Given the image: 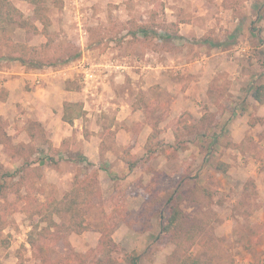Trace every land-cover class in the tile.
I'll list each match as a JSON object with an SVG mask.
<instances>
[{
  "label": "rangeland",
  "instance_id": "1",
  "mask_svg": "<svg viewBox=\"0 0 264 264\" xmlns=\"http://www.w3.org/2000/svg\"><path fill=\"white\" fill-rule=\"evenodd\" d=\"M116 1L120 0L44 1L51 19L48 31L52 38L50 53L55 67L71 63L73 60L70 59L65 65H60L76 52L81 54V58L88 50L100 46L134 43L139 47L141 57L149 60L152 55L147 54L148 48L192 47L202 40L189 34L187 39L173 41V38L180 37V24L179 21L168 20L169 11H165L162 0ZM16 4L26 18H31L40 29L43 28L34 16L33 3L16 0ZM234 4L230 2L229 8L233 6L240 16L238 24L246 22L251 25L258 31V42L264 43V3L259 9L253 7L251 10V16H256L258 12L262 14V19L257 16L250 20L241 18L249 10L244 12L243 5ZM189 13L191 12L181 16L182 21H190L186 18ZM225 30L232 31L229 28ZM13 31L14 40L23 39L22 33L34 34L19 26L13 27ZM168 32H171L172 38H166ZM39 37L46 39L42 33ZM234 41H237V37ZM248 45L251 43H236L231 50V57L235 59L245 56L251 48ZM5 51V47H0V60L4 59L2 56ZM253 53H258L257 49ZM258 70L264 73V62L258 65ZM78 73L82 78L78 85L84 87L85 73ZM189 81L191 80L187 79L186 84ZM210 88L217 90L210 96L212 99H215L214 96L220 98L219 106L217 99L216 105H206L205 112L201 115L186 111L179 118L169 120L167 125L174 123L177 127V137L175 136L172 146L165 148L166 137L163 133L159 137L163 144L157 143L159 138L151 140V151H147V156L142 158L145 159L144 163L151 161L152 166L149 167L154 181L143 190L146 198L145 208L141 213L133 214L128 209L133 198L126 197V194L135 190L133 180L127 181L125 185L115 183L116 192L107 198L99 184L101 196L88 206L86 214V223L90 229L82 233H67L65 225H68L70 216L63 214L61 217L55 216V220L64 225L63 230H44L46 223L40 220L42 205L49 197L63 198L65 188L59 190L52 182H44L42 166L25 165L22 173L30 171V178L35 185L31 187L29 201L21 200L14 206L5 204L6 207L3 204L0 209V220L6 222V227L0 232V256L5 254L11 258H0V264H103L104 261H110L111 264H131L129 255L137 257L138 264H192L193 260L198 259H203L207 264H264V131L260 132V136L255 135L259 139L254 134L243 133V139L236 142L226 128L229 112L233 111L234 106L227 100L225 87L222 85L220 88ZM244 111L242 109L241 114ZM219 114L226 116L222 118ZM250 115L251 125L262 122V116ZM152 117L157 125L166 120L164 113L153 112ZM34 130L40 135L39 140L50 142V134L44 127H36ZM83 134L81 129L79 132L75 131L70 137L72 140H66L65 144L69 147L72 144L73 149H77ZM110 134L107 135L109 142L113 139ZM29 147L32 151L35 150L32 144ZM1 149L0 159L8 169L10 160L5 159ZM124 152L130 154L127 150ZM163 154L167 155L170 166L167 171L156 168L161 166L159 157ZM71 156L76 158V165L72 167L74 175L80 173L84 177L86 173H94L96 170L90 162L82 160L84 155L81 150H74ZM20 167L19 164L16 169H12L15 171ZM36 169L43 177L37 174ZM254 176H259V179ZM18 178L19 175L13 181ZM26 185H23L22 192ZM171 195H174L181 209L189 216L179 231L173 233L177 243L172 240L171 234L157 238V232L154 241L144 248L138 247L128 237L131 230H127L122 236V240H127L128 245L114 242L113 235L121 222L129 224L135 232H145L151 227L152 218H160V210L167 214L166 199ZM11 197L12 200L16 198L15 194ZM107 202L116 205L111 213L105 210ZM105 224L112 228V242L110 257L102 261L98 243L100 229ZM138 224L145 228L142 229ZM40 231L45 233L43 237L37 236ZM30 234L37 236L36 250L29 243ZM85 240L87 244L84 243ZM8 249L10 250L6 254ZM137 249L138 253H135ZM248 254H251L250 259L245 260ZM238 256L242 260L237 261ZM155 257H161V260L155 262Z\"/></svg>",
  "mask_w": 264,
  "mask_h": 264
},
{
  "label": "crops",
  "instance_id": "2",
  "mask_svg": "<svg viewBox=\"0 0 264 264\" xmlns=\"http://www.w3.org/2000/svg\"><path fill=\"white\" fill-rule=\"evenodd\" d=\"M162 1L165 11H169L168 20L180 24V37L173 38V41L187 39L193 34L202 39L200 43L192 47L148 48L147 54L152 55L149 60L141 57V51L134 43L92 48L83 57L90 65L84 76V87L78 85L82 82L78 73L83 72L82 69L62 73L58 69L63 66L30 68L18 60H0V116L7 121V132L14 143L35 146L29 155L31 165L43 167L44 182H52L59 190L64 187L62 196L73 188L72 167L76 165V158L71 155L74 150H81L82 160L90 162L98 171L104 197L116 192L115 183L125 185L133 180L135 190L126 194V197L133 198L128 209L133 214L141 213L146 198L143 190L154 181L149 167L151 161L144 163L142 158L147 156L146 144L153 131L150 124L153 112L164 113L166 117L158 127L166 137L165 148L170 147L175 136L172 126L167 125L169 120L179 118L186 111L201 115L206 105L215 106L217 99L219 106L220 98L210 96L217 91L211 86L220 88L223 85L227 100L234 106L226 127L230 137L240 142L245 134L260 136L264 131V102H258L251 95L252 86L264 84V73L258 70V65L264 62V43L258 42V31L251 25L246 22L238 24L240 16L233 6L229 8L230 2H234L243 5L244 12L249 10L241 17L244 20L257 16L262 19L258 12L251 16V10L253 7L259 9L264 0ZM13 2L17 6L16 0ZM187 12H191L186 16L190 21H182L181 16ZM226 28L232 31H226ZM22 34L23 39L15 40L35 46L47 41L44 34L46 39L39 37L41 33ZM167 34L166 38H172L171 32ZM236 37L241 45L251 43L248 45L251 48L245 56L233 59L231 50L238 43L234 41ZM254 49L258 53L254 54ZM187 79L191 80L188 84ZM242 109L245 111L241 114ZM251 113L262 116V122L251 125ZM32 121L40 123L49 132L50 142L32 138L29 132ZM79 129L84 131L83 139L78 142L77 149H73L72 144L69 147L65 143L72 140L70 137ZM110 133L113 135L111 142L107 138ZM258 136L255 137L259 139ZM126 150L138 158L133 168L120 156ZM158 153L159 150L156 155ZM4 155L10 160L8 169L11 171L25 162L24 158L14 160L6 153ZM163 155L159 157L161 166L156 168L167 171L170 166L167 155ZM254 177L259 179V176ZM115 206L113 202H107L105 210L111 213ZM160 220L152 218L151 227L145 232H135L129 224L121 222L113 235L114 242L128 245L122 236L131 230L128 234L133 239L131 243L144 248L154 241L157 232V238L160 237ZM138 226L145 228L141 224ZM84 243L88 242L85 240ZM249 255L245 260L250 259ZM0 258L11 259L5 254ZM160 260L161 257L154 259L155 262ZM238 260H242L241 256Z\"/></svg>",
  "mask_w": 264,
  "mask_h": 264
},
{
  "label": "trees",
  "instance_id": "3",
  "mask_svg": "<svg viewBox=\"0 0 264 264\" xmlns=\"http://www.w3.org/2000/svg\"><path fill=\"white\" fill-rule=\"evenodd\" d=\"M34 4V16L43 25L40 27L31 18H26L23 11L15 5L13 0H0V47H5V55L2 58L7 60H18L23 65L30 68H40L43 66H56L53 62V56L50 53V42L52 41L51 34L48 31V26L51 24V19L48 11V7L45 5V0H27ZM19 26L24 28L27 32L34 34L42 33L47 37V41L39 46L29 45L24 42H17L13 39V27ZM144 31V28L143 30ZM80 53L76 52L73 55L68 56V59L64 60L60 65H65L67 62L80 57ZM252 97L260 103L264 102V84L259 83L251 87ZM150 124L153 127V131L149 136L146 144L147 151H151L150 142L154 138H159L162 129L158 125L151 121ZM40 123L32 121L30 123L29 132L33 139H38L40 136L37 131L34 130L36 127H41ZM7 121L0 116V145H3L2 151L14 160H21L24 158V163L21 167L15 171L6 169L0 159V209L5 204L16 205L21 200L29 201V194H31V187L35 184L30 178V171L23 172L24 166L31 165L29 155L33 153L31 148L24 143H14L12 137L9 135L6 129ZM174 131V136L177 137V127L171 125ZM158 144H163L162 139H158ZM123 161H125L130 168H133L138 162V158L129 154L123 153L121 155ZM25 166V167H26ZM35 170V169H34ZM37 174L42 177V173ZM19 175V178L16 179ZM26 185V189L22 192V187ZM100 182L98 171L94 173H86L81 176L80 173H75L73 179V188L67 192L63 198L57 199L55 197H49L43 203V211L40 217L42 222L46 223L44 230H63V224L55 220V216H62L68 214L70 216L69 223L66 227L67 233H82L90 229L86 223V214L88 213V206H90L95 199L101 196ZM15 194L16 198L11 199V195ZM166 205L168 206V212L162 213L159 211L160 221V235L171 234L172 240L177 241L173 233L179 231V228L183 226L185 221L189 218L181 209L178 201L174 195L169 196L166 199ZM1 213V210H0ZM63 225V226H62ZM6 227V222L0 220V232ZM101 237L98 243V249L101 252L102 261L110 257V245L112 242V228L105 224L101 229ZM45 233L40 231L37 236L43 237ZM33 234L29 235V243L33 250H36L35 241L37 238ZM37 242V241H36ZM177 243V242H176ZM131 258V264H138L137 257L129 255ZM110 260V259H109ZM189 262V261H186ZM103 264H111L110 261H104ZM192 264H207L203 259L193 260Z\"/></svg>",
  "mask_w": 264,
  "mask_h": 264
},
{
  "label": "built area",
  "instance_id": "4",
  "mask_svg": "<svg viewBox=\"0 0 264 264\" xmlns=\"http://www.w3.org/2000/svg\"><path fill=\"white\" fill-rule=\"evenodd\" d=\"M89 66L90 65L88 64L87 60L82 57L81 59L72 62L68 66L58 69V71H60L62 73H67L71 69H78V70L82 69L83 73H85V75H86L87 71L89 69Z\"/></svg>",
  "mask_w": 264,
  "mask_h": 264
}]
</instances>
